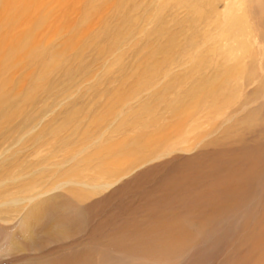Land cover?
Listing matches in <instances>:
<instances>
[{
    "label": "rangeland",
    "instance_id": "obj_1",
    "mask_svg": "<svg viewBox=\"0 0 264 264\" xmlns=\"http://www.w3.org/2000/svg\"><path fill=\"white\" fill-rule=\"evenodd\" d=\"M261 1L44 0L32 23L23 10L0 21V38L22 36L0 57V202L82 183L67 199L69 249L57 253H78L130 214L137 226L165 218V179L181 154L160 155L180 145L172 133L183 136L197 95L243 70L262 81L246 85L250 97L264 89ZM224 90L219 104L233 94ZM148 159L158 160L110 190L84 187ZM6 231L0 221V245Z\"/></svg>",
    "mask_w": 264,
    "mask_h": 264
},
{
    "label": "bare ground",
    "instance_id": "obj_2",
    "mask_svg": "<svg viewBox=\"0 0 264 264\" xmlns=\"http://www.w3.org/2000/svg\"><path fill=\"white\" fill-rule=\"evenodd\" d=\"M43 4L3 0L0 21L23 10L29 13L23 23H32ZM257 12L264 33V0ZM21 37L19 32L2 34L0 57ZM236 74L234 83L216 81L202 89L193 115L185 117L183 136L172 133L180 145L173 149L165 143L169 148L160 157L181 154L178 174L165 179V218L137 226L130 214L106 235L85 242L78 253H57L69 249L68 238L75 231L67 199L73 185L83 186L65 179L0 202V221L7 229L0 264H264V89L250 97L246 85L255 88L252 92L262 81H252L255 76L247 70ZM225 87L233 94L219 104ZM260 108L257 121L245 123ZM156 160L135 168L115 164V179L105 176V181L84 187L105 192ZM216 253L221 254L217 263Z\"/></svg>",
    "mask_w": 264,
    "mask_h": 264
}]
</instances>
